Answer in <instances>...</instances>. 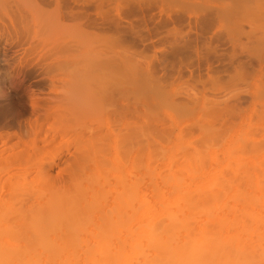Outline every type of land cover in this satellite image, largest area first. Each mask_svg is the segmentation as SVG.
I'll use <instances>...</instances> for the list:
<instances>
[{
	"label": "bare ground",
	"instance_id": "obj_1",
	"mask_svg": "<svg viewBox=\"0 0 264 264\" xmlns=\"http://www.w3.org/2000/svg\"><path fill=\"white\" fill-rule=\"evenodd\" d=\"M24 40L120 127L75 137L38 207L0 192V264H264V136L243 137L264 133V0H0V42Z\"/></svg>",
	"mask_w": 264,
	"mask_h": 264
},
{
	"label": "rangeland",
	"instance_id": "obj_2",
	"mask_svg": "<svg viewBox=\"0 0 264 264\" xmlns=\"http://www.w3.org/2000/svg\"><path fill=\"white\" fill-rule=\"evenodd\" d=\"M24 43L25 40L21 42V48V46L16 47L10 41L0 42V184L2 185L0 192L11 198L15 195H19L18 197L22 196L19 199L26 201L23 203L17 201L15 204L19 202L26 205L30 202L28 200H32L30 198V194L32 193L29 191L38 192L47 188L56 194H60L59 190H62L61 192L63 193V188L67 184L66 182L70 183L68 167L72 161L70 160V156L75 152V137L76 139L79 136L81 138V135L86 133L85 137L88 138L92 133L90 129L93 132L101 131L100 129L106 132L108 129L111 131L115 130L116 125L120 126L118 123L111 124L112 121L109 113L113 111V108L109 105L110 102L107 100L106 95L96 100L94 94H92L94 97L90 94L96 91L94 88H74L72 80L62 75L57 68H53L46 73L35 72L34 68L37 64L35 54L39 50H30L28 46L23 45ZM178 86V90L184 88L182 85ZM96 93L98 91L95 92V95ZM119 97L117 96V98ZM142 97L144 98V96ZM139 105L138 107L141 108ZM254 112V110L247 106L239 117L240 120L236 119L237 121L234 122V128L243 126L239 132L241 135L238 138H241L242 133L248 130H246L249 127L246 122L247 117L252 118L251 123L253 126L258 123L254 121L256 117H252L254 116ZM162 114L165 119L169 120L168 124H170L173 136L180 135L183 142L190 141L189 137H186V132L189 131L188 127L196 126L195 116L198 113L186 119V123L183 119H180V122L176 125L172 124L168 112L166 113L165 111ZM203 124L207 123L202 122L201 126ZM224 128L227 129L225 126L221 129L220 126H216L214 129L224 131ZM198 129H200V126H198ZM195 131L197 130L195 129ZM254 135L250 137L244 135L243 137L245 140H261L264 133L258 132ZM82 138L84 137L82 136ZM202 138H204V134L201 135L198 132L194 135L193 141L190 142L194 144L193 142L199 139L202 140ZM232 140L236 141V137ZM232 148L234 149L235 146ZM40 171L44 173H40ZM36 173L39 175L37 180L41 182H34L35 186H31V190L28 189L29 186H22L24 181L28 184L30 177L31 180L36 179L33 178L36 176ZM28 174L31 176L29 175L28 177ZM47 174L51 177L52 182L50 181V177L48 179ZM25 177L27 180L24 179ZM20 178L24 180L23 183L20 182ZM41 178H43V181ZM47 181L51 182V184L49 183L51 186L55 185L54 189L49 187L50 185ZM31 183L33 184V182ZM19 184L23 187V191L18 192ZM57 186L58 191L55 190ZM14 189H16L17 194L9 195ZM25 193L29 194L30 197ZM35 197L37 200V196ZM41 203L38 199L37 206L34 205V202L33 204L28 203V205L32 204L38 207ZM29 206H25V208Z\"/></svg>",
	"mask_w": 264,
	"mask_h": 264
}]
</instances>
